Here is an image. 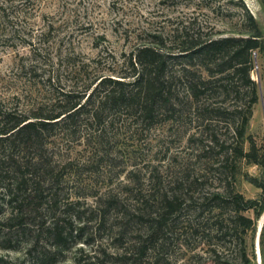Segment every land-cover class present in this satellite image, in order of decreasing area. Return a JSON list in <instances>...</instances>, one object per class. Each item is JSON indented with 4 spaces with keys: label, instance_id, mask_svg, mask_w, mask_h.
<instances>
[{
    "label": "trees",
    "instance_id": "16d2710c",
    "mask_svg": "<svg viewBox=\"0 0 264 264\" xmlns=\"http://www.w3.org/2000/svg\"><path fill=\"white\" fill-rule=\"evenodd\" d=\"M244 12L242 33L217 37L200 29L194 33L177 29L174 33L181 35L169 44L159 39L124 55L116 75L89 74L83 66V88L55 90L54 77L48 74L46 81L55 92L48 104L23 110L0 100V216H5L8 236L26 237V259L58 264L83 244L91 251L78 264H179L170 259L172 253L199 233L200 218L208 211L216 215L218 234L235 237L238 263L250 264L244 235L254 223L244 214L256 209L255 201L226 188L200 204V198L182 192L183 185L165 192L155 185L147 195L132 180L124 187L125 196L96 194L89 203L66 193L73 162L68 150L66 159L56 154L60 143H73L86 134L89 156L113 161L108 148L112 132L142 133L192 117L205 133H212L208 146L201 149L203 155L219 148L223 162L231 158L255 162L244 144L259 101L251 76L255 53L264 60V43L254 17ZM38 52L32 48L34 63L20 68L26 76L40 70ZM220 125L233 134L232 143L218 138ZM196 157L200 158V148ZM191 179L198 184V178L186 177ZM0 248L17 249L11 237Z\"/></svg>",
    "mask_w": 264,
    "mask_h": 264
},
{
    "label": "rangeland",
    "instance_id": "374dc122",
    "mask_svg": "<svg viewBox=\"0 0 264 264\" xmlns=\"http://www.w3.org/2000/svg\"><path fill=\"white\" fill-rule=\"evenodd\" d=\"M245 10L254 17L264 43L262 0H0V100L23 110L48 104L55 96L46 81L48 74L54 77L55 90L83 88V66L89 74L112 75L120 70L124 55L159 39L169 44L181 35V31L174 33L177 29L187 28L191 33L200 29L217 37L242 33ZM32 48L39 51L36 60L40 70L26 76L20 68L34 63ZM255 59L251 76L258 85L259 101L244 144L255 162L234 158L223 162L219 148L216 153L203 155L201 149L208 146L212 133H205L200 122L186 117L142 133L125 129L112 132L108 148L113 161L108 158L101 162L99 157L89 156L86 134L73 143H60L57 156L66 159L68 150L73 162L68 168L66 193L92 203L96 194L125 196L124 187L135 180L147 195L155 191V185L159 192L181 190L183 185L182 192L200 198L202 204L212 194L230 188L256 202V209L244 214L254 223L244 235L245 249L250 264H264V210L260 211L264 207V60L259 52ZM221 127L216 129L218 138L232 143L233 134ZM199 148L200 158L196 157ZM190 175L199 179L198 184L186 180ZM215 216L204 212L199 233L172 253L174 263L239 264L235 237L216 232ZM4 217L0 216V243L11 237L17 249L0 248V264H33L26 259V237L8 236ZM90 251L86 245L76 246L58 264H78Z\"/></svg>",
    "mask_w": 264,
    "mask_h": 264
},
{
    "label": "bare ground",
    "instance_id": "6f19581e",
    "mask_svg": "<svg viewBox=\"0 0 264 264\" xmlns=\"http://www.w3.org/2000/svg\"><path fill=\"white\" fill-rule=\"evenodd\" d=\"M258 256L259 258H261V254H260V250L258 249Z\"/></svg>",
    "mask_w": 264,
    "mask_h": 264
},
{
    "label": "water",
    "instance_id": "95a60500",
    "mask_svg": "<svg viewBox=\"0 0 264 264\" xmlns=\"http://www.w3.org/2000/svg\"><path fill=\"white\" fill-rule=\"evenodd\" d=\"M258 80H259V76H258Z\"/></svg>",
    "mask_w": 264,
    "mask_h": 264
}]
</instances>
